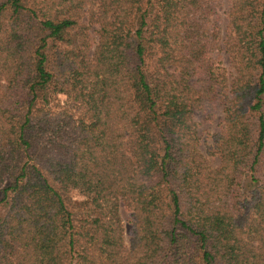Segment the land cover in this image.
Here are the masks:
<instances>
[{
    "label": "trees",
    "instance_id": "trees-1",
    "mask_svg": "<svg viewBox=\"0 0 264 264\" xmlns=\"http://www.w3.org/2000/svg\"><path fill=\"white\" fill-rule=\"evenodd\" d=\"M222 2L0 0V264H264V0Z\"/></svg>",
    "mask_w": 264,
    "mask_h": 264
},
{
    "label": "rangeland",
    "instance_id": "rangeland-1",
    "mask_svg": "<svg viewBox=\"0 0 264 264\" xmlns=\"http://www.w3.org/2000/svg\"><path fill=\"white\" fill-rule=\"evenodd\" d=\"M228 10V0H223L222 6L219 9L220 14V27L222 31V35L224 37L226 33V12ZM220 57V54L218 53L216 55L217 57ZM223 115L221 112V109H217L215 111H196L193 115V121L196 124L197 127V135L199 137L200 141V150L205 155V157L208 159L210 166L212 168L217 167L218 165V159L212 155H210L211 147H212V136L219 131L221 121H222ZM121 217L123 221V225L125 226V232L128 229V217L127 213L124 209L121 210ZM129 236L127 235V232L125 234V242L128 244Z\"/></svg>",
    "mask_w": 264,
    "mask_h": 264
}]
</instances>
